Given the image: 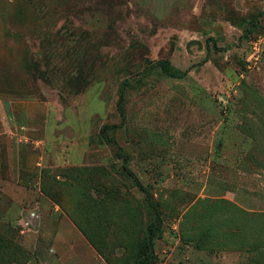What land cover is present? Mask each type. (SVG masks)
Returning <instances> with one entry per match:
<instances>
[{"label": "rangeland", "instance_id": "rangeland-1", "mask_svg": "<svg viewBox=\"0 0 264 264\" xmlns=\"http://www.w3.org/2000/svg\"><path fill=\"white\" fill-rule=\"evenodd\" d=\"M123 166L154 264H264V0H0V264H134Z\"/></svg>", "mask_w": 264, "mask_h": 264}, {"label": "trees", "instance_id": "trees-1", "mask_svg": "<svg viewBox=\"0 0 264 264\" xmlns=\"http://www.w3.org/2000/svg\"><path fill=\"white\" fill-rule=\"evenodd\" d=\"M61 36L64 35L61 34ZM50 57L51 56L45 55L42 60H38V62L33 63V66L37 69L39 77L44 82H50L52 81V79H56L55 76L59 74V72H51V71H46V69L45 70L40 69V66L38 64L42 62L44 64L48 63ZM162 69L166 75L170 77H177L176 73L171 69L170 65L167 62H164L162 64ZM87 77L84 76L82 72L76 71V73L73 72L68 78L66 77L65 74L64 77L62 78H64V81L66 82L65 87L69 89L70 92L74 94H79L84 90V88L87 86L89 82ZM123 169L126 172L127 176L134 181L137 187L146 194L149 203L148 204L149 208L153 213V220L147 226L143 237L138 243L134 264H154L155 262L154 239L158 237L159 234L161 233V227H162L161 213L160 210L157 208V206L153 204L150 194L147 192V190L139 181V179L135 176V174H133V172H131L126 166H123ZM90 240L91 242L94 243V240L92 239Z\"/></svg>", "mask_w": 264, "mask_h": 264}]
</instances>
